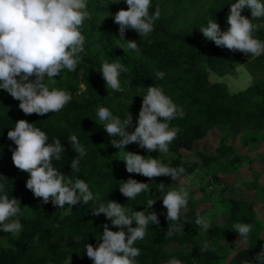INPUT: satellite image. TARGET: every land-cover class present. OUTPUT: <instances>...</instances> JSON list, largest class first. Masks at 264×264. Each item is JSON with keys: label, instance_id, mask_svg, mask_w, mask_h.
Returning <instances> with one entry per match:
<instances>
[{"label": "trees", "instance_id": "obj_1", "mask_svg": "<svg viewBox=\"0 0 264 264\" xmlns=\"http://www.w3.org/2000/svg\"><path fill=\"white\" fill-rule=\"evenodd\" d=\"M231 2L235 0H151L149 13L159 10L153 31L147 37H140L135 30L129 29L124 35L125 40H137L140 54L136 55L125 47L126 42L120 38L118 25L110 15L127 8L123 0L120 3L86 0L91 18L81 26L85 36L81 61L75 71L64 70L61 75H56L54 85L49 86L70 92L72 99L59 112L25 114L18 107L19 101L0 89V184L4 194L18 199L22 213L18 216L22 225L20 232L6 245L0 246V264H92L84 253L85 244L88 242L95 247L99 243L97 238L105 223L111 230H119L103 214H92L91 209L95 206L92 201L86 205L77 202L69 213L62 212L61 207L51 202L32 205L27 201L34 196L25 186L28 173L13 164L15 144L7 138V131L19 119L39 127L49 142L54 137L61 140L65 151L61 160L53 161V165L73 180H84L94 196L98 195L99 201L107 203L112 200L133 211H154L157 214L159 223H149L143 240L134 242L133 246L140 250L135 258L136 264H167L173 257L182 264H242V261L255 258L264 246V225L258 221L252 201L230 199L225 222L211 226L203 231L201 237L196 231L198 226L194 224V211L183 213L176 222L182 226L181 231L166 235L168 223L172 222L165 217L166 208L159 197L162 193L158 184H165L166 190L172 189V179L169 176L148 178L127 172L124 162L119 160L123 151L111 145V137L96 116V109L100 106L121 119L128 111L133 120L132 126L126 130H134L137 111L105 86L98 70L102 61H119L127 68L119 77L123 87L144 93L147 86H158L183 111L182 117L170 121V127L177 128L178 132L167 153L149 152L135 142L125 145L126 151L158 158L172 167L183 165L185 173L180 177H188L197 171L198 164L188 160L185 153L192 152L196 143L206 139L209 132L217 127H256L251 139L264 143V81L230 93L225 85L211 82L204 67L206 64L223 74L227 64L237 60L243 62L252 74L264 72V55L250 57L238 50L216 46L199 31V27L206 25L209 19H215L221 30H226ZM241 14L251 19L250 12L243 9ZM253 23L262 25L254 31V37L264 40V20H253ZM158 70L164 72L162 79L155 77ZM71 135H75L86 149L79 171L70 168L71 159L77 155L66 140ZM231 139L225 137L220 141L214 157L199 152L201 163L210 166L232 156L235 146L230 144ZM237 162V156L232 158L230 172H237ZM130 177L149 183V194L140 193L131 200L123 196L119 192V184ZM260 178L261 173H256L247 187L259 198L264 196ZM218 183L216 174L210 184ZM149 198L156 199L151 207L146 208L144 204ZM237 222L251 225L247 241L240 239L232 229ZM132 226H136L135 222ZM233 236L238 237L239 248L236 246V252L231 254L225 242ZM202 240L209 242V248L204 252L200 251Z\"/></svg>", "mask_w": 264, "mask_h": 264}, {"label": "clouds", "instance_id": "obj_2", "mask_svg": "<svg viewBox=\"0 0 264 264\" xmlns=\"http://www.w3.org/2000/svg\"><path fill=\"white\" fill-rule=\"evenodd\" d=\"M111 2L120 3L121 0ZM123 2L127 8L110 15L118 25L120 38L126 42L125 47L139 55L137 40H125V32L131 29L140 37H147L153 31L159 10L149 13L151 0ZM245 8L250 10L251 19L241 14ZM90 18L86 0H0V89L19 101L18 107L23 113L42 115L50 111L59 112L72 99L70 92L50 88L49 85L64 70L72 72L77 69L85 46L81 26ZM253 20H264V0H235L230 3L226 30H221L215 19H209L206 25L199 27V31L216 46L258 57L264 55V40L255 38L253 33L262 25L254 24ZM98 70L107 88L113 92L123 90L119 78L122 72L127 71L123 63L102 61ZM163 76V71L155 72L157 79ZM140 96L141 107L134 130L130 132L126 128L132 126L133 118L128 111L121 119L108 108L100 106L96 109V116L111 137V145L123 151L119 160L124 162L127 172L148 178L169 176L175 181L185 173L183 165L172 167L158 158L124 150L125 145L135 142L149 152L167 153L169 144L178 132L177 128L170 127V121L183 116L182 109L158 86H147ZM7 138L15 144L12 150L13 164L28 173L25 186L35 197L41 198L44 203L50 200L52 205L61 208L65 204L71 208L77 202L86 205L92 201L95 205L91 209L92 214H103L112 225L118 227L119 230L113 231L105 223L97 238L99 243L95 247L88 242L85 244L84 253L92 264H136L135 258L140 250L133 246L134 242L143 240L149 223H159L154 211H133L112 200L107 203L99 201L98 195L94 196L84 180H73L53 165V161L61 160V154L65 151L61 140L54 137L49 142L44 131L25 119L17 120L9 128ZM66 140L77 154L71 159L70 168L79 171L86 149L79 144L75 135ZM158 185L162 193L159 197L166 208L165 217L172 222L170 225L168 223L166 235L171 236L182 230V226L176 222L187 210L188 192L183 187L166 190L165 184ZM149 191V183L131 177L119 184V192L128 200L135 199L140 193L149 194ZM155 199H146L145 207H151ZM21 214L18 199L4 194L3 185L0 184V229L17 235L22 228L18 219ZM133 222L135 227L132 226ZM194 224L206 232L211 227V220L207 216L197 215ZM232 229L240 239L247 241L251 225L237 222ZM208 248L209 242L202 240L200 251ZM167 264L182 262L173 257ZM242 264H264V246L253 260L247 259Z\"/></svg>", "mask_w": 264, "mask_h": 264}, {"label": "rangeland", "instance_id": "obj_3", "mask_svg": "<svg viewBox=\"0 0 264 264\" xmlns=\"http://www.w3.org/2000/svg\"><path fill=\"white\" fill-rule=\"evenodd\" d=\"M245 11L250 12L245 8ZM209 80L211 82L221 83L226 86L230 93H237L243 91L250 85L257 81H264V72L258 74L250 73L245 64L241 61L234 60L227 64L226 70L223 74H219L210 69L206 64ZM54 83L49 86H53ZM122 91L116 92L118 97L123 101L129 103L133 110L139 113L141 107L143 93L139 91H132L121 85ZM256 127L246 125L244 127H237L230 125L229 127L220 126L209 132L206 139L196 143L192 152L185 153L188 160L198 164L197 171L188 177H178L173 181L172 188L183 187L188 192L187 210L184 212L194 211L197 215L207 216L211 220V226L217 223H224L230 199L238 201H252L255 204L258 221L264 225V196H255L247 187L252 182L256 173H261L259 184L264 187V143L254 140L251 137L254 135ZM225 137H232L230 144H234L235 153L222 159L220 163H213L210 166H204L198 156L199 152H203L207 156H216L217 148L220 141ZM125 150V149H124ZM237 156V172L231 171V160ZM218 174L219 183L211 185L210 182L214 175ZM26 200V199H25ZM27 201L31 204H40L43 202L41 198L33 196ZM49 202H51L49 200ZM67 204L61 209L64 213H69L72 210L67 208ZM195 216V218H196ZM201 237L203 231L199 228L196 230ZM18 235V234H17ZM17 235H11V232H5L0 229V246L6 245L10 238ZM238 237L233 236L225 242L226 249L231 254L236 252ZM239 248V247H238Z\"/></svg>", "mask_w": 264, "mask_h": 264}]
</instances>
